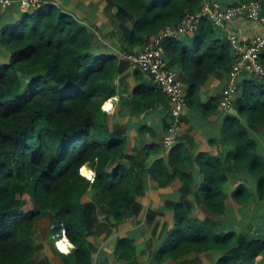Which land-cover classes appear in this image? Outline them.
I'll return each mask as SVG.
<instances>
[{
	"label": "trees",
	"instance_id": "trees-1",
	"mask_svg": "<svg viewBox=\"0 0 264 264\" xmlns=\"http://www.w3.org/2000/svg\"><path fill=\"white\" fill-rule=\"evenodd\" d=\"M106 2L116 10L115 29L108 37L128 54L142 50L165 26L178 24L201 5L200 0ZM93 41L89 28L51 3L23 12L16 23L1 30V45L11 56L0 64V264H33L41 248L33 236L42 220L49 222L53 243L52 237L63 229L73 246L63 264H93L88 238L137 215L136 199L145 190L146 178L159 187L175 179L182 185V199L172 206L173 226L150 264L210 252L219 253L216 264H264V236L231 228L217 231L228 199L244 206L252 197L244 185L228 196L224 185L229 175L247 172L256 182L255 199L264 204V159L249 135V130L264 129V82L247 76L241 83L231 107L234 114L227 113L220 128L224 156L192 158L182 145L165 160L155 146L129 155L126 127L111 125L102 110L116 94V75L129 62L92 55ZM162 46L167 68L184 85L187 108L205 118L218 114L220 99L203 103L199 92L213 73L229 72L233 63L221 31L202 21L186 42L167 39ZM138 74L142 73L135 70ZM145 97H153L154 104L168 103L158 86H139L131 95L134 114L147 107ZM150 156H156L151 164ZM193 161L203 175L198 192L207 213L204 220L190 216L192 205L186 200L192 194V177L184 170ZM87 172L93 173L92 179ZM90 192L96 202H83ZM113 254L120 264H134V240L118 238Z\"/></svg>",
	"mask_w": 264,
	"mask_h": 264
},
{
	"label": "crops",
	"instance_id": "crops-1",
	"mask_svg": "<svg viewBox=\"0 0 264 264\" xmlns=\"http://www.w3.org/2000/svg\"><path fill=\"white\" fill-rule=\"evenodd\" d=\"M51 3L60 11L71 15L80 24L86 26L94 34L90 52L97 57L115 56L119 63L122 61L119 43L115 38L108 37L115 29L114 8H108L106 0H43ZM220 5L231 6L236 0H219ZM23 12L17 5H12L5 10H0V33L9 25L16 23ZM262 29L260 23H253L244 19L232 21L229 24L230 33L234 34L241 42H249ZM226 38V33L221 31ZM192 36L179 38L180 42ZM190 45V44H189ZM137 51V50H135ZM10 52L4 49L0 42V63L5 64L10 60ZM264 57V54L262 55ZM261 57V59H262ZM123 62V61H122ZM264 62V61H263ZM126 64V63H125ZM123 64L120 73L114 80L116 94L111 100L105 102L109 107L106 112L111 125L126 127L127 153L133 154L135 150L155 146L158 150V157L166 159L167 154L163 151L162 141L165 129L170 123V105L164 103L154 104L153 97H145L144 103L148 104L138 114L131 103L132 92L142 87H152L150 79L144 74L134 75L135 70ZM227 71L218 70L211 75L205 85L200 88L199 96L203 103L209 99H220L221 91L225 86ZM247 78L243 75L237 80V90L234 99L239 96L241 83ZM149 102V103H147ZM219 113L209 117H202L199 113L186 109L182 115V124L178 136L177 145H182L188 150L192 158L203 154L211 158L221 157L226 154V147L220 143V128L224 116L234 114L232 110L225 111L218 108ZM249 135L258 144V153L264 159V129L252 131ZM135 154V153H134ZM156 156H150L148 163L151 164ZM184 172L192 177V194L186 196L191 203L190 216L194 219L204 220L207 213L201 206L199 188L203 183V175L199 167L193 161ZM93 176V175H92ZM145 190L137 197L139 211L134 217L126 219L118 227H108L100 234L89 237L88 241L93 244V264H120L116 261L113 251L118 238H131L136 247V258L134 264H150L153 253L161 245L166 233L173 226V204L179 202L182 197L180 193L181 182L175 179L171 184L159 187L153 180L145 179ZM244 185L251 193L250 201L240 206L231 199L226 201L227 212L223 220H218L217 231L231 228L236 231L249 230L251 234L259 233L264 236V204L259 203L256 198V182L247 172L239 171L228 176L224 185V191L230 196L237 186ZM83 202H96L93 193H88L82 199ZM46 222V223H44ZM49 222L42 220L36 226L33 238L35 245L41 248L33 256V264H63V257L66 256L68 246L64 249H57L52 240L48 237ZM248 228V229H246ZM37 233L40 237L37 238ZM36 239L40 242H37ZM70 244V243H69ZM70 251L73 249L69 247ZM219 253L210 252L207 254H190L181 261L173 262L167 260L163 264H216Z\"/></svg>",
	"mask_w": 264,
	"mask_h": 264
},
{
	"label": "built area",
	"instance_id": "built-area-1",
	"mask_svg": "<svg viewBox=\"0 0 264 264\" xmlns=\"http://www.w3.org/2000/svg\"><path fill=\"white\" fill-rule=\"evenodd\" d=\"M201 5L197 12L186 13L176 25H167L156 35L152 36L142 50L133 54L123 51L119 56L129 62L132 70H138L151 79L165 94L170 105V123L163 137L162 146L164 153L168 154L178 143V136L182 124L183 112L187 109L186 92L184 85L178 79V74L167 68L163 58V42L167 39H179L192 36L202 21L208 22L212 27L226 33L229 42L233 63L227 74L219 100V107L225 111L231 110L234 94L237 90L239 77L255 76L264 82V0L247 1L231 6H221L219 0H200ZM43 0H0V10H5L12 5H17L22 12L36 9L44 4ZM244 19L262 25L261 31L249 42H241L230 33L229 24L232 21ZM111 106V105H110ZM102 110L108 112L109 107L102 105ZM92 179V178H91ZM64 230L59 235H54V245L60 249L59 244H64ZM70 252H63L66 255Z\"/></svg>",
	"mask_w": 264,
	"mask_h": 264
},
{
	"label": "clouds",
	"instance_id": "clouds-1",
	"mask_svg": "<svg viewBox=\"0 0 264 264\" xmlns=\"http://www.w3.org/2000/svg\"><path fill=\"white\" fill-rule=\"evenodd\" d=\"M81 171H83V169H81ZM86 175H87V177L89 178V179H91L92 178V175H93V173L92 172H87V173H85ZM63 242H64V244H67L68 245V247H72V245L71 244H69V242H68V240H67V238L66 237H64V239H63Z\"/></svg>",
	"mask_w": 264,
	"mask_h": 264
},
{
	"label": "rangeland",
	"instance_id": "rangeland-1",
	"mask_svg": "<svg viewBox=\"0 0 264 264\" xmlns=\"http://www.w3.org/2000/svg\"><path fill=\"white\" fill-rule=\"evenodd\" d=\"M0 64H1V63H0ZM83 170L86 171V167H84ZM45 221H47V220H45ZM44 223H46V222H44ZM46 224H47V223H46ZM38 234H39V233H37V238L40 237ZM35 237H36V234H35ZM35 237H33V238H35ZM36 241H37V242H40V239H39V241L36 239Z\"/></svg>",
	"mask_w": 264,
	"mask_h": 264
},
{
	"label": "bare ground",
	"instance_id": "bare-ground-1",
	"mask_svg": "<svg viewBox=\"0 0 264 264\" xmlns=\"http://www.w3.org/2000/svg\"><path fill=\"white\" fill-rule=\"evenodd\" d=\"M83 172H85V170H83ZM59 246H60V249H64V246H63V244H59Z\"/></svg>",
	"mask_w": 264,
	"mask_h": 264
},
{
	"label": "snow or ice",
	"instance_id": "snow-or-ice-1",
	"mask_svg": "<svg viewBox=\"0 0 264 264\" xmlns=\"http://www.w3.org/2000/svg\"><path fill=\"white\" fill-rule=\"evenodd\" d=\"M109 107H110V105H109Z\"/></svg>",
	"mask_w": 264,
	"mask_h": 264
}]
</instances>
